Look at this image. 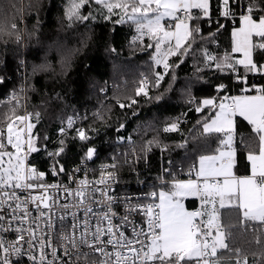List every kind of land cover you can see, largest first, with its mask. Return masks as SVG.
Returning a JSON list of instances; mask_svg holds the SVG:
<instances>
[{
	"label": "snow or ice",
	"instance_id": "1",
	"mask_svg": "<svg viewBox=\"0 0 264 264\" xmlns=\"http://www.w3.org/2000/svg\"><path fill=\"white\" fill-rule=\"evenodd\" d=\"M89 4L98 6L105 21L135 25L137 36L133 43H144L146 37L154 41L146 47L155 48L151 59L156 66H162L163 73H154V84L143 77L135 89L136 97L150 98L149 85L158 89L171 74L174 65L170 58L180 59L193 50L196 36L202 31L193 26L195 20L205 19L215 26L216 32L208 36L210 42L227 28L214 16L238 23L231 28L230 52L219 57L205 48L202 56L206 66L231 73L229 79L234 77L240 94L228 95L230 84L218 83L217 96L190 100L197 105V113L212 110L197 125L202 128L201 137L215 138L216 149L198 157L189 168L188 179H177L166 168L158 178L159 191L135 197L115 194L114 185L119 183V162L115 158L110 164H102L95 178L90 179L85 170L83 178L77 179L75 174L81 172L77 166L69 174L68 184L45 183L48 173L29 161L31 154L42 150L40 137L33 132V118L38 122L41 114H19L25 88L14 90L7 101H0L8 106L0 115V233H15L11 241L0 235V264H20L14 257H26L30 264H224L225 259L229 264H249L242 249L230 247L229 238L231 229L243 227L256 233L257 245L264 242V83L250 81V76L257 75L264 80V0H215V4L213 0H70L66 18L95 20L92 12H81ZM10 6L19 14L25 10L14 2ZM193 9L200 15L194 17ZM3 34H15L17 43L22 39L16 23L0 24V35ZM47 67L38 65L33 72L46 71ZM137 102L130 98L128 104L118 103L121 108H130ZM97 116L103 119L99 113ZM237 117L251 126L247 137L238 131ZM74 123L69 117L67 128L72 129ZM179 128L180 122L175 121L163 131L177 132ZM75 131L74 139L90 140L86 129ZM59 132L67 135L64 127ZM58 143L55 151H47V145H43L52 161L49 172L54 177L67 173L59 159L66 143L64 139ZM153 144L159 147V141H148L140 155L133 148L135 161L125 158L124 164L146 158ZM241 148L247 150L249 171L245 175L237 174ZM166 150L167 146L162 149ZM96 151L87 147L84 160H92ZM73 183L75 188L71 187ZM188 198L198 199L199 208L189 210L185 206ZM221 210L235 211L238 222L225 225ZM135 216L141 217L139 222ZM226 252L232 256L225 257ZM254 264H264V252L254 259Z\"/></svg>",
	"mask_w": 264,
	"mask_h": 264
},
{
	"label": "trees",
	"instance_id": "2",
	"mask_svg": "<svg viewBox=\"0 0 264 264\" xmlns=\"http://www.w3.org/2000/svg\"><path fill=\"white\" fill-rule=\"evenodd\" d=\"M11 2L17 7L23 6V14L16 13L10 6ZM69 3L70 0H0V24L10 26L16 23L22 37L17 43L15 34L0 35V77L3 78L0 98L12 89L20 90L23 85L26 98L18 110L19 114L25 111L41 114L38 122L33 118V123H36L33 132L39 135L42 150L31 155V163L40 171H46L51 160L43 145H47V151H55L60 139L66 143L65 152L59 158L66 168L84 160L87 147L96 148L92 161L100 162L115 157L119 149L133 146L140 151L148 141H159V147L153 144L147 153L149 165L140 164L137 168L138 172L153 179L161 171L163 162L170 161L173 167H181L179 172L183 173L197 163L200 155L212 154L217 147L215 138L201 137L202 128L197 125V121L208 117L212 110L197 113L194 111L197 105L189 101L217 96L215 85L218 83L230 84L228 95L240 94L234 77L229 79L232 74L206 66L202 56L205 48L219 57L225 49L230 52L231 28L238 23L214 16L227 28L210 42L208 36L216 32L215 26L205 19L195 20L193 26H199L202 31L196 36L193 50L180 59L170 58L169 62L174 65L171 74L165 77L158 89L149 85L150 98L136 97L135 89L143 77L147 76L154 84V73H163L162 66H156L151 59L155 48L146 47L154 41L146 37L144 43H133V37L137 36L135 25L105 21L95 4L81 10L82 14L92 12L95 20L69 21L65 16ZM192 15L199 16V10L193 9ZM58 44L68 48L67 56L55 47ZM44 64L48 66L46 71L33 72L34 67ZM197 68L202 71L197 72ZM250 81L264 83L258 75L250 76ZM157 96L162 98L157 100ZM130 98L136 99L137 104L130 108L119 107V103L128 104ZM7 110V105L0 106V115ZM69 117L80 118L89 141L74 139V129L66 130L67 135L61 136L59 127L65 125ZM175 121L180 122L179 131H163L167 124ZM237 126L242 135H249L251 126L243 118L237 117ZM45 136L47 140H44ZM185 141L184 147L178 146ZM165 146L167 150L162 151ZM246 151L243 148L239 151L238 175L248 174ZM132 165L119 162L117 171L133 178L131 174L136 166ZM152 186L160 189L156 184ZM188 203L195 207L198 202L190 199ZM225 211L230 213L226 225L236 224L237 213ZM255 239L256 233L251 230L234 228L230 231L229 244L231 248L242 249L249 257V264H254V259L264 252V242L257 245ZM224 255L228 257L232 253ZM224 264H229L227 259Z\"/></svg>",
	"mask_w": 264,
	"mask_h": 264
},
{
	"label": "built area",
	"instance_id": "3",
	"mask_svg": "<svg viewBox=\"0 0 264 264\" xmlns=\"http://www.w3.org/2000/svg\"><path fill=\"white\" fill-rule=\"evenodd\" d=\"M209 24V23H208ZM225 52H228L226 49L224 51H222V54H225ZM13 91L10 90V92H8L7 94H5L3 97L0 98V101H7L11 95ZM237 94H233L232 96H235ZM22 96V103L25 101V98H23L25 96V94H21ZM6 105L5 103H0V106ZM26 112V111H25ZM24 114V113H23ZM77 128H84L82 127L81 123L75 121L73 128L72 129H77ZM32 155V154H31ZM31 155L29 157V161L31 163ZM140 155V154H137ZM125 158H127L129 161H135V157L132 155V151L126 153L123 157L119 158L121 159V161H119V159H115L118 162L123 161V165H128V164H124V160ZM113 160H107V161H100V162H95L92 160H80L76 163H74L73 165L70 166V168L67 169V173L66 174H60L59 176H52L50 174V172H46L48 173V175H46L44 182L51 184V183H60V184H68L69 180H68V176L69 174L73 173V169H75L77 166H79L81 168V172L80 173H76V178L77 179H81L83 178L84 175V171H87V174L89 176L90 179L95 178L98 176L99 173V169L100 166L102 164H110L112 163ZM52 163V161H51ZM32 164V163H31ZM134 164L136 167H134V170L132 171L133 178H129V176H124L123 174H121L120 172H118V185H114V190H115V194L119 195V196H135V197H140L145 193H150L151 191H159L158 189H156L154 186H152V184H156V186H160V182H159V177L163 174L164 169H169L173 176H175L177 179H188V171L186 172H179L180 168H175L172 166V164H169V161L163 162V165L161 167V171L159 172L158 176L151 178L148 177L147 175H143V173L138 172L139 170L137 169L138 166H140V164H148V158L146 156V158H141L139 159L138 162H134L132 163ZM130 165L133 167V165ZM149 165V164H148ZM194 165V164H193ZM192 165V166H193ZM147 166V165H146ZM175 168V169H174ZM49 169V168H48ZM178 169V170H177ZM134 172V174H133ZM143 172V169H142ZM130 175V176H131ZM136 175V176H135ZM172 177H166V179H171ZM71 187L75 188L76 184H71ZM142 203H147L148 201H140ZM117 211L121 212V214L123 213L122 208H117ZM137 222L140 221L141 217L140 216H135L133 217ZM116 223H119V221L117 220ZM0 235H3L4 239L6 241H11L13 239H15V233L12 232H8V233H0ZM15 259H19L20 260V264H30V262H27V258L23 257V258H13Z\"/></svg>",
	"mask_w": 264,
	"mask_h": 264
},
{
	"label": "bare ground",
	"instance_id": "4",
	"mask_svg": "<svg viewBox=\"0 0 264 264\" xmlns=\"http://www.w3.org/2000/svg\"><path fill=\"white\" fill-rule=\"evenodd\" d=\"M23 87V85L20 87V89ZM15 89H12V91H14ZM15 91H17V92H19V90H15ZM22 94H25V93H22ZM25 102V101H24ZM23 102V103H24ZM71 118H73L74 119V121H77V122H79V123H81V120H79L80 118H78V117H71ZM68 121V120H67ZM82 124V123H81ZM61 127H64V128H66V130H68V128H67V122H66V124L65 125H63V126H61ZM61 127H59V129L61 128ZM58 132H59V130H58ZM60 133V132H59ZM133 148H135L136 149V147H133V146H130V148L129 149H119L118 150V152H117V155L115 156V157H113V158H116L117 156H119V158H121V157H123L126 153H128V152H130ZM137 150V154H140V151L138 150V149H136ZM146 156H147V158H148V154H146ZM113 158L112 159H110V160H113ZM80 161V160H79ZM87 161H89V160H87ZM149 161V160H148ZM78 162V161H77ZM170 162V161H169ZM50 164H51V161H49V165H48V168L50 167ZM73 165V164H72ZM162 165H163V163H162ZM162 165H161V167H162ZM47 168V170L46 171H44V172H48L49 171V169ZM68 168H70V167H68ZM68 168H66V169H68ZM160 172V171H159ZM152 185H154V184H152Z\"/></svg>",
	"mask_w": 264,
	"mask_h": 264
},
{
	"label": "crops",
	"instance_id": "5",
	"mask_svg": "<svg viewBox=\"0 0 264 264\" xmlns=\"http://www.w3.org/2000/svg\"><path fill=\"white\" fill-rule=\"evenodd\" d=\"M169 22V21H168ZM224 54H222V56H223ZM238 55V54H237ZM209 155V154H208ZM167 190V189H166ZM190 199H195L198 203H197V205H194L195 207H191L190 205H189V203H188V200H190ZM185 205H186V207L189 209V210H195V209H197V208H199V200L198 199H196V198H188L187 200H185ZM192 208V209H191ZM222 211V218H223V221H224V223H225V225H226V222H228V219H229V217H230V213L229 212H227V211H225V210H221Z\"/></svg>",
	"mask_w": 264,
	"mask_h": 264
},
{
	"label": "rangeland",
	"instance_id": "6",
	"mask_svg": "<svg viewBox=\"0 0 264 264\" xmlns=\"http://www.w3.org/2000/svg\"><path fill=\"white\" fill-rule=\"evenodd\" d=\"M56 48H59L58 50H60L61 52H63V54L65 56H67L69 53H68V48L64 45V44H58L57 46H55ZM160 190V189H159ZM166 190V189H165ZM186 204V203H185ZM186 206V205H185ZM192 209V208H191ZM227 257V256H225Z\"/></svg>",
	"mask_w": 264,
	"mask_h": 264
}]
</instances>
